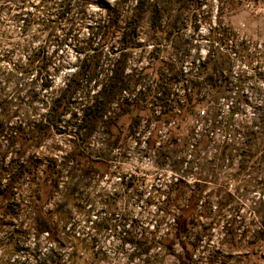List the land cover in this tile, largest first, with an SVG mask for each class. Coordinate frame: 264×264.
<instances>
[{
    "label": "rangeland",
    "instance_id": "obj_1",
    "mask_svg": "<svg viewBox=\"0 0 264 264\" xmlns=\"http://www.w3.org/2000/svg\"><path fill=\"white\" fill-rule=\"evenodd\" d=\"M0 264H264V0H0Z\"/></svg>",
    "mask_w": 264,
    "mask_h": 264
},
{
    "label": "trees",
    "instance_id": "obj_2",
    "mask_svg": "<svg viewBox=\"0 0 264 264\" xmlns=\"http://www.w3.org/2000/svg\"><path fill=\"white\" fill-rule=\"evenodd\" d=\"M25 15H26L25 17H22V20H23L24 25L27 26L29 23L32 22V19H34V17L32 16L31 13H27ZM60 15H61V13H60ZM25 30L26 29L23 27L22 31L24 32ZM96 53L97 52H94L93 55L91 56V59H89L90 63H89L88 66L84 67V65H83V68L77 70L76 77L84 78L86 76V77L91 78V77L95 76L93 74H95L94 73L95 69L97 71V67L96 66L98 64L97 54ZM34 69H35V66L33 65L32 60H30V62L27 63L26 68H25L26 73H29V72H31V70H34ZM44 72L46 73L47 71L44 70ZM10 76H12V75L10 74ZM114 84H116V81H114ZM123 84H125V83H122L119 87L118 86L117 87L108 86L106 89L103 90V92H105L104 95L114 94L117 90H120V89L123 88ZM42 87L43 88H49L50 86H49L48 83H42ZM78 89H79V83H76V82H73L69 87H67L65 89V93L62 96H60L61 103H62V104H60V106H62L64 104L68 106V104L70 103V97ZM123 90H125V88H123ZM99 107H100V105H98V104H96L95 106L91 105L90 109H91V111L93 109V111L96 112V111H98ZM95 112H93L94 115H93V113H88V114L83 115L82 120L83 121L84 120H88L90 122L91 120H93V118L96 117ZM179 224H180L181 227H185L184 222H179Z\"/></svg>",
    "mask_w": 264,
    "mask_h": 264
}]
</instances>
